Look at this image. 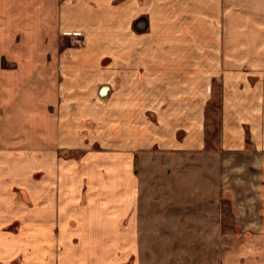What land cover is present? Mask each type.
Returning a JSON list of instances; mask_svg holds the SVG:
<instances>
[{
  "label": "crops",
  "instance_id": "1",
  "mask_svg": "<svg viewBox=\"0 0 264 264\" xmlns=\"http://www.w3.org/2000/svg\"><path fill=\"white\" fill-rule=\"evenodd\" d=\"M64 33L82 35L81 44L75 48L69 47V52L61 63L69 74L79 75L76 81H79L77 85L83 93H79L76 98L77 103L81 104L74 113L86 121L95 118L111 124L113 127L108 134L112 138L108 137V143L122 142L124 148L120 152L112 150L87 154L85 168L81 171L74 168V162H68L69 169L74 173L73 183L77 186L75 191L79 190V181L83 182V175L89 176L91 210L80 212L79 221L82 223V220L91 218L92 225H108L110 229H114L122 215L124 220H139L136 208L140 183L135 174L137 158L132 150L137 146L144 150L152 140L147 119L149 105L160 108L156 109L157 112L166 109L170 115L177 110V101L183 100L187 104L190 98L195 105L193 97H196L197 88L200 91L203 87L206 92V82L211 81L213 74L211 66L219 61L221 65L227 66L222 79L235 82L236 85L234 97L230 94L228 99L227 93L225 95V108L235 107L236 112L252 114L250 149L244 146L247 144L244 137H232L228 133L221 143L225 148L222 151L225 160L242 161L241 165H235L236 172L247 171V167H251L250 190L243 186V190H230L231 196L236 197L232 199L235 202L240 200L239 204L243 201L244 204H238L237 213L243 214L242 217L248 216L247 220H259L258 232L241 241V251L235 254L234 259L237 262L240 261L239 257H246V264H264V0H0V49L17 51L52 48L56 40L59 44L58 39ZM75 37L79 38L77 35ZM121 49L122 56L114 54ZM212 49H219V55ZM1 53L3 52H0L3 57L4 54ZM29 55L23 57L25 67L21 72L17 70L4 78L0 76V264L18 262V258H21L19 252L25 248L22 237L14 238L3 227L4 209L9 201L4 197V165L9 164L10 171H19L20 168L16 167L18 161L25 162L28 165L26 173H23V180H29V174L40 162L47 171L41 186L47 198L54 192L51 187L52 173L47 162L52 159V155L54 159L57 157L50 144L55 140H58L57 144L64 143L65 136L77 134L76 131L69 134L68 121L58 125L55 113L37 102V91L33 83V69L37 60ZM110 56V63L113 61V65L117 63L124 66V82L122 89L118 91V103L115 98L114 104L108 105L106 110H100L92 103V96L98 89L99 94L105 97L112 89L109 83H100L96 87L102 78L114 79L112 71H104L102 75L100 70V65ZM213 59L218 60L214 62ZM246 65L253 66L255 70L251 77L254 81L251 87L243 83L249 78V74L243 71ZM25 81L31 85L28 83L26 87L23 83ZM19 84L24 88L21 92ZM249 91L251 92L248 93ZM52 93L53 90L44 89L45 103L48 98L51 102ZM20 95L22 100L14 99ZM162 122L164 123V117ZM58 128L63 132L58 133ZM21 129L24 133L21 140L27 147L22 149L21 154L5 151V138L10 136L11 139L12 134L22 133ZM227 129L225 128V132ZM154 134L163 133L157 131ZM170 135L176 137V131ZM158 137L163 140L160 135ZM190 138L186 143L194 147L198 140L194 139L195 136ZM155 139H158L157 136ZM36 149L44 150L40 154H43L40 161ZM63 169L62 176L65 173ZM66 180L67 178H62L61 187L59 185L54 192H60L61 202L67 200L62 193L71 192L69 183L65 186ZM99 180L106 182V185L97 184ZM237 180L238 183H244L238 176ZM30 182L35 186L36 181ZM248 191L251 192L250 196ZM36 194L35 191V198ZM79 194L76 192V195ZM51 199L48 197V201L45 199L43 202L45 216L40 217L41 220L36 216L37 207L28 213L27 225L50 223L51 230L53 222H57L56 226L60 231L58 243L63 247L57 251L59 259L56 264H83L87 259H92V264H95L94 259L99 260V253L101 256L106 254L113 260L109 264H115L117 247L111 244V239L104 232L102 236L92 233L87 241L80 238V243L73 248L68 246L66 237L68 232H72V228H67L66 221L56 220L52 210L46 212L52 207ZM22 202L13 204L12 207L24 209L26 204ZM63 207L68 211L69 203L66 201ZM249 207L252 212L247 211L246 214ZM112 214H118L119 218L115 221ZM80 227H77L78 231ZM120 234L123 236L116 238L129 252L135 244L133 228L130 225L120 231ZM45 235L48 238L47 231ZM46 238H43L44 241ZM99 239L106 242L99 243ZM44 246L41 249L35 243L33 251H29L30 257L25 248L26 259L22 257L19 264H52V260H47L49 254L44 251L46 245ZM47 250H51V247Z\"/></svg>",
  "mask_w": 264,
  "mask_h": 264
},
{
  "label": "rangeland",
  "instance_id": "2",
  "mask_svg": "<svg viewBox=\"0 0 264 264\" xmlns=\"http://www.w3.org/2000/svg\"><path fill=\"white\" fill-rule=\"evenodd\" d=\"M76 35L79 36L78 39L75 37ZM81 36V34L76 33L61 34L58 39L59 44L56 40L53 43L54 46L47 49L17 51L15 49H0V52H3L1 54H4L3 57L0 56V76L2 78L17 70L22 71L25 67L23 64L24 55L30 54V57L36 58L37 63L34 64L33 69L35 82L33 83H35L37 91V102L44 104L48 111L55 113V117L59 122L58 125L68 121L69 134L75 131L77 133L76 136H72V134L69 137L65 136L63 138L65 139L64 143L57 144L56 141L58 140H55L56 145H54V142L50 144V146H53L51 149L53 154L55 153L57 157L54 159V155H52V159L47 162V167L52 173V190L55 192L59 185L61 187L62 178H67L65 186L67 187L69 183L71 190V192L62 193L69 203L68 211L63 207L66 201H60V192H51L48 197L52 198V207L46 210V212L52 210L53 217H57L56 220L66 221L67 228H72V232H68L66 237L68 246L73 248L74 245L80 243V238L87 241L92 233L102 236L104 232L111 239V244L117 247L115 264H246V257H239L240 261L235 262V254L241 251L242 240L258 232L257 224L259 220H247L248 216L242 217L243 214L237 213L240 200L236 203L235 199H232L236 197L235 195L234 197L231 196L230 190L238 188L243 190L244 187L250 190L252 185L251 167L248 166L247 171L236 172L234 170L235 165H241L242 161L225 160L222 152L225 148L221 143L228 134L232 137L241 136L244 137L245 143H247L244 146L250 149L252 114L250 112L244 114L236 112L235 107L225 108V95L227 93L228 99L231 97L230 94L234 97L236 95V85L235 82H227L222 79L221 76L225 73V67L227 66L221 65L219 61L211 66L213 74L211 81L206 82V92L203 87L200 91L197 88L196 97H193L195 105H193L190 98L187 104L183 100L177 101L175 103L177 110L172 115H170V112H166V109L157 112L160 108L149 105L147 119L153 141L151 140L144 147V150L138 146L132 150L137 158L135 174L140 183L139 203L136 208L139 220H124L123 215L121 220H117L119 218L118 214H115V216L112 214L114 220L118 217L116 220L119 223L114 226V229H110L108 225H92L90 217L88 220H82V223L81 220L79 221L78 214L80 212L91 210L89 207L90 201H92L89 192L90 185L88 184L89 176L87 174L83 175V182L79 181V190L75 191L77 186L73 183L75 180L73 178L74 173L69 169L68 162H74V168L81 171L85 168L86 155L91 152L104 153L112 150L116 152L124 150L121 145L122 142L118 144L108 143L109 138H112L108 134L113 127L111 124L101 120L98 121L95 118L86 121L85 118L77 117L74 113L81 104L80 102L77 103L76 98L79 93H83L78 88L77 83L79 81H76L79 75L69 74L66 69H63L61 63L65 60L69 47L75 48L81 44ZM212 50L219 55V49ZM116 51L115 55L122 56V49ZM111 56L108 57V60L103 61L100 70L102 75H104V71L106 73L109 70L112 71V74L115 75L113 79L115 81L102 78L96 87L100 83H109L112 89L107 94L108 96L102 97L98 89L93 92L92 96V103L100 110H106L108 105L114 104L113 100L115 98L116 103H118V91L122 89L124 82L122 69L124 66H119L117 63L113 65V61L110 63ZM217 60H214V62H217ZM65 67L71 68L70 66ZM199 67L203 68L204 66ZM243 71L249 74V80L247 79L243 83L247 87H251L254 83L251 77L255 70L253 66L246 65ZM23 83L26 87L28 83L31 85L30 82L25 81ZM18 88L21 92L23 86L20 85ZM47 88L53 90V93L51 102L48 98L47 103H45L43 94L44 89ZM14 99H17V101L22 100L21 95ZM228 102L230 104L229 100ZM22 103L20 102V104ZM20 104L18 106H21ZM163 117L164 123L162 122ZM225 128H228L226 132ZM238 129H241V132H238ZM57 130L58 133L63 132L61 128ZM157 131L165 135L154 134ZM175 131L176 137L171 136L170 134ZM21 132H19L20 138L16 137L19 134H12L13 138L11 139L10 136L5 138L7 142V145L4 146L5 151L21 154L22 149L27 147L24 141L21 140L24 135L23 129H21ZM159 135L163 140L159 139ZM155 136H157V140ZM191 136H195L194 139L198 140L194 147L186 143L188 137ZM122 140L125 142L124 139ZM35 152L40 161L43 158V154L41 156L40 154L44 150L36 149ZM26 165L28 164L18 161L16 167L20 168L19 171L16 169L10 171L9 164H5L3 167L4 197L9 200L4 209L3 227L14 238H17V236L22 237L23 246L27 249L28 254L29 251H33L35 243L39 248L41 246V249L46 245L44 251L49 254L47 260L50 262L52 260V264H56V260L59 259L57 251L63 247L58 243L60 231L59 227L56 226L58 225L57 222L51 224V230L49 229L50 223L44 225L43 222H38L39 224L35 226L31 224V227L27 225L29 222L28 213L35 207L38 209L35 211L37 218L45 216L42 205L48 197L45 198L41 186L47 171L38 162L29 174V180L28 178L23 180V173L25 174L27 171ZM62 169L65 170L64 176L61 174ZM67 172L70 173V176ZM237 176L244 183H238ZM100 177L99 175L98 178ZM31 180L36 181L35 186L31 185ZM97 184L105 186L106 182L99 180ZM242 186L243 188H241ZM35 191L37 193L36 198L34 197ZM76 192L80 194L76 195ZM248 194L250 196L251 192L248 191ZM22 201L26 204L24 209L12 207L13 204ZM249 203L250 201H248ZM239 205H244L243 201ZM99 210L101 211V209ZM247 211L252 212L250 207L246 209V214ZM79 225L82 227V231L81 227L79 231L77 230ZM130 225L133 228L135 244L131 246L132 250L128 252V248L125 249V246L120 244L116 237L123 236L120 231L127 229ZM45 231L48 232V238H46ZM85 231L87 232L81 234ZM43 238L47 239L45 240L46 243ZM100 242H106V240L99 239ZM50 247L51 250L48 251L47 249ZM25 248L19 252L21 258H18V262L13 264H19V260L26 256ZM55 249H57L56 252ZM101 255L99 253L98 261L94 259L95 264H109L113 261L106 254ZM23 259L25 260L26 257ZM91 260L87 259L83 264H92Z\"/></svg>",
  "mask_w": 264,
  "mask_h": 264
}]
</instances>
